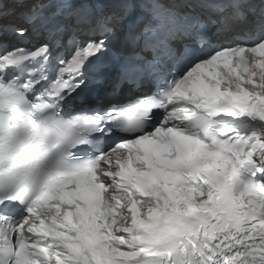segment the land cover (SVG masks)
<instances>
[{
	"label": "snow or ice",
	"instance_id": "snow-or-ice-1",
	"mask_svg": "<svg viewBox=\"0 0 264 264\" xmlns=\"http://www.w3.org/2000/svg\"><path fill=\"white\" fill-rule=\"evenodd\" d=\"M0 264H264V0H0Z\"/></svg>",
	"mask_w": 264,
	"mask_h": 264
}]
</instances>
